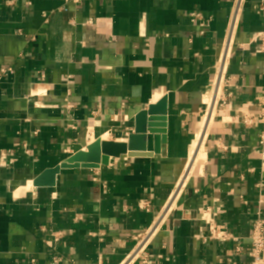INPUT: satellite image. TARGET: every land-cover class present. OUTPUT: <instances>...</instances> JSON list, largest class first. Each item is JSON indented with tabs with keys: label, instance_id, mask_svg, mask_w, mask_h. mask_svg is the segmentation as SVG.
<instances>
[{
	"label": "crops",
	"instance_id": "0c3cea01",
	"mask_svg": "<svg viewBox=\"0 0 264 264\" xmlns=\"http://www.w3.org/2000/svg\"><path fill=\"white\" fill-rule=\"evenodd\" d=\"M262 1H243L219 97L227 107L216 109L211 86L236 0H0V70H13L0 82V264H140L128 258L157 221L151 264L249 263L264 210ZM162 99L160 155L34 186L96 139L126 140L135 116ZM204 209L229 240L209 239Z\"/></svg>",
	"mask_w": 264,
	"mask_h": 264
},
{
	"label": "water",
	"instance_id": "95a60500",
	"mask_svg": "<svg viewBox=\"0 0 264 264\" xmlns=\"http://www.w3.org/2000/svg\"><path fill=\"white\" fill-rule=\"evenodd\" d=\"M167 99L149 105L135 116L134 132L126 140L98 138L52 169L43 171L33 182L35 187H54L62 170L107 166L122 156L160 155L167 143Z\"/></svg>",
	"mask_w": 264,
	"mask_h": 264
},
{
	"label": "built area",
	"instance_id": "2783aa9c",
	"mask_svg": "<svg viewBox=\"0 0 264 264\" xmlns=\"http://www.w3.org/2000/svg\"><path fill=\"white\" fill-rule=\"evenodd\" d=\"M74 2H79L80 0H71ZM244 0H236L235 7L233 10V13L231 15V22L230 27L227 35V39L225 42V48L224 53L219 60V62L215 66V80L211 86V90L215 88L216 81L221 77L222 82L220 85L219 95L216 102V109L219 107H227V101L226 99H220L221 96V90H222V84L225 80V74H226V67H227V61L228 56L230 54V48L232 45V42L234 40V36L237 33L238 29V21H239V15L242 10ZM257 9L259 11L264 10V1H262L258 6ZM202 19L201 13H193L192 14V21L200 20ZM91 22L89 21V24ZM257 41H260V45L258 48L259 53H264V32H261L257 37ZM13 73V70L2 68L0 70V82L4 80V78L10 76ZM207 108V106H206ZM245 123L248 124V121L245 120ZM28 152V151H26ZM9 164H12L13 161L8 162ZM142 208H148L149 205L145 203L144 205H141ZM216 217L217 212L211 211L209 209H204L202 211V214L200 215V220L204 222L209 227V239H215V240H222L226 241L231 238V235L227 234L226 231H223L222 229L218 228L216 225ZM160 222L157 221L155 225H153L148 231L145 233H141L137 236L138 245L134 250V253L129 256L128 261L130 262H136L139 259H141L140 264H151L153 259L155 257L159 258L161 256H155L147 251L148 246L152 242V239L157 234L159 228H160ZM248 257L250 259L248 264H264V210L263 214L258 213L256 220L253 223V229L250 234V249L248 253ZM55 262H59V259H56Z\"/></svg>",
	"mask_w": 264,
	"mask_h": 264
},
{
	"label": "bare ground",
	"instance_id": "6f19581e",
	"mask_svg": "<svg viewBox=\"0 0 264 264\" xmlns=\"http://www.w3.org/2000/svg\"><path fill=\"white\" fill-rule=\"evenodd\" d=\"M221 82V77L218 79L217 85L214 88V95H218L219 93V85ZM213 114V109L212 106H209V112L207 114V117L205 118V123L203 126V129L200 131L199 135L197 136L192 148H191V155H190V160H189V166H188V171H190L191 166L194 164L196 158L201 154V148L204 145L207 136H208V131L209 127L211 124V117Z\"/></svg>",
	"mask_w": 264,
	"mask_h": 264
}]
</instances>
